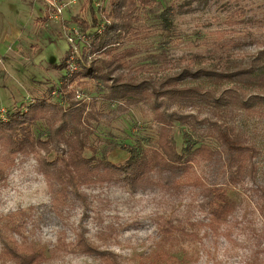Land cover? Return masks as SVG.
<instances>
[{
    "label": "trees",
    "instance_id": "16d2710c",
    "mask_svg": "<svg viewBox=\"0 0 264 264\" xmlns=\"http://www.w3.org/2000/svg\"><path fill=\"white\" fill-rule=\"evenodd\" d=\"M178 1L112 0L107 12L104 5L95 7L93 0H85L82 9L89 10L91 18L76 20L80 31L87 34L85 42L78 40L76 68L64 61L61 83L48 84L46 91L34 92L28 102L0 116V181L20 158H33L50 201L43 213L35 212L39 208L35 205L21 213L31 210V215L40 213L41 219L48 215L62 222L79 214L75 239L80 250L106 264H184L172 242L179 234L197 235L186 229L187 223L201 226L200 245L207 254L234 240L235 235L246 243L238 254L239 262L264 264L262 148L245 129L246 119L264 116V34L255 53L239 56L237 50L253 35L238 27L246 18L242 7L226 15L223 28L191 35L180 33L173 21ZM103 18L107 20L105 29L99 31ZM124 41L133 44L118 49ZM181 45L196 49L176 58L177 71L159 82L162 91L152 87L153 133L134 141L106 138L102 143V137L96 142L92 132H83V107L74 101L77 86L93 84L109 102L133 103L145 98L147 83L124 82L120 73H113L148 71L152 65L165 70L174 65L171 54ZM101 53L107 57L102 64L97 65L96 58L90 61ZM225 83L232 85L224 87ZM176 105L196 110L183 113ZM195 163H204L209 175L196 174ZM95 187L152 195L158 207L149 217L156 224L159 241L126 260L109 245L89 237L84 220L101 217L111 204L107 195L91 191ZM241 187L250 191L249 205L261 219L259 228L247 221L246 204L238 193ZM128 225L109 223L106 238ZM0 250L14 264H45L52 257L42 243L22 241L1 225ZM225 251L229 253L228 246Z\"/></svg>",
    "mask_w": 264,
    "mask_h": 264
},
{
    "label": "rangeland",
    "instance_id": "374dc122",
    "mask_svg": "<svg viewBox=\"0 0 264 264\" xmlns=\"http://www.w3.org/2000/svg\"><path fill=\"white\" fill-rule=\"evenodd\" d=\"M93 1L95 7L96 3H100L108 12L112 0ZM84 2L85 0H76L75 4L73 2L68 5L58 21L48 18L44 21L41 17L47 15V0H0L1 117L6 115L9 108L28 102L34 92L40 94L46 91L48 84L61 83L60 77L66 72V68L61 65L64 61L72 63L75 54L79 55L80 51L79 44L74 49L75 44L69 42L67 34L73 27H79L77 19L91 18L90 11L82 9ZM178 3L180 7H176L173 21L180 33L191 35L194 31L203 34L223 28L226 15L237 7H242L246 18L238 27L251 30L253 35L237 50V55L247 57L259 48L258 40L264 34V0H179ZM106 21L103 18L101 22L106 24ZM83 42L85 41L82 40L81 43ZM132 44L124 41L117 48L122 49ZM195 49L182 45L177 47L171 54L175 58L174 65H169L165 70L152 65L148 71L114 72L113 76L120 73L121 81L147 83L149 89L144 92L145 98L130 104L123 100L109 102L102 93L96 91L93 84L77 86V97L74 101L83 107V132H92L91 138L96 142L98 137H102V143H106V138L113 142L134 141L140 135L153 133L156 127V111L151 89L154 87L162 91L164 88L160 89L159 82L177 71L176 58L181 53ZM144 50L141 48L140 53L143 54ZM95 58L98 59L97 65H100L102 61H106V53L92 56L90 61ZM204 83L213 84L210 81ZM187 84L195 82L188 81ZM230 85L232 83H225L223 86ZM174 108L183 113L196 110L183 105H176ZM245 129L262 148L259 179H264V116L246 119ZM193 170L198 175H209L204 163H195ZM189 174L192 175L193 172ZM91 191L97 195H107L111 204L101 217L93 215L84 220L89 237L92 236L105 247L109 245L110 249L121 253L126 260L159 241L160 238L155 234L156 224L149 217L158 207L157 202L152 200V195H129L118 188L106 187H95ZM238 193L241 202L246 204L247 221L259 228L261 219L249 205L250 191L241 187ZM49 201L47 184L38 171L36 161L28 157L20 158L17 166L0 181V225L9 235L22 241L42 243L49 248L52 257L45 264H106L80 250L75 239L79 214L74 213L62 222L48 215L41 219L38 217L40 213L31 215V210H27L26 214L20 211L35 205L39 207L35 212L43 213ZM109 223L116 227L117 224L129 225L127 229L120 232L118 229V233L113 232L112 236L106 238V225ZM185 227L197 235L179 234L172 242L174 253L179 257L183 255L184 264H215V261H221L222 264H244L239 262L238 254L246 243L241 242L235 235L234 240L226 241L211 254H207L200 245L201 226L187 223ZM225 246L229 247V253L225 251ZM0 264L14 263L5 259L0 250Z\"/></svg>",
    "mask_w": 264,
    "mask_h": 264
},
{
    "label": "built area",
    "instance_id": "2783aa9c",
    "mask_svg": "<svg viewBox=\"0 0 264 264\" xmlns=\"http://www.w3.org/2000/svg\"><path fill=\"white\" fill-rule=\"evenodd\" d=\"M74 2V4L76 3V0H70V1H65V0H47V16L49 20H54V21H58L60 16L64 13V11L66 10L67 6L72 4ZM97 6L100 5V3H96ZM105 25L103 22L101 24V26L99 27V31H102L105 29ZM68 36V40L69 42L75 44V47H77L76 45H78V40L80 39V42L82 40L86 41L87 40V34H84L80 31L79 27H73L70 32H68L67 34ZM75 51V50H74ZM72 68H76V65L74 63V61L72 62L71 65Z\"/></svg>",
    "mask_w": 264,
    "mask_h": 264
},
{
    "label": "crops",
    "instance_id": "0c3cea01",
    "mask_svg": "<svg viewBox=\"0 0 264 264\" xmlns=\"http://www.w3.org/2000/svg\"><path fill=\"white\" fill-rule=\"evenodd\" d=\"M45 16V15H44Z\"/></svg>",
    "mask_w": 264,
    "mask_h": 264
}]
</instances>
